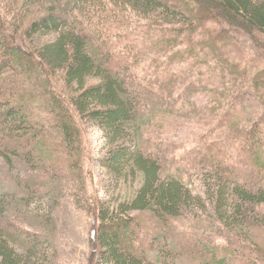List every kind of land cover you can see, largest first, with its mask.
<instances>
[{
    "label": "trees",
    "instance_id": "trees-1",
    "mask_svg": "<svg viewBox=\"0 0 264 264\" xmlns=\"http://www.w3.org/2000/svg\"><path fill=\"white\" fill-rule=\"evenodd\" d=\"M206 13L229 29L186 41L205 29ZM239 34L264 48V0H0V155L12 176L17 160L25 161L40 178L31 182L60 197L59 187L45 188L57 176L68 197L89 210V264H166L176 251L160 227L192 216L201 231L214 220L225 244L193 235L173 259L191 253L200 264H264V121L246 128L237 117L263 108L264 68L245 70L227 58L222 43ZM48 37L53 41H40ZM205 94L218 124L198 136L209 154L180 158L178 143L168 160L149 130L163 116L179 117L186 104L198 108ZM163 120L160 127L174 129ZM90 123L105 130L113 179L140 177L141 188L125 202L101 203L88 188L91 173L82 165ZM197 155L207 173L204 195L176 176L179 163ZM243 161L253 168L250 181ZM13 179L17 193L38 196L31 182ZM8 207L20 208L0 200V264H55L40 232L15 225ZM130 238L139 249L126 245Z\"/></svg>",
    "mask_w": 264,
    "mask_h": 264
},
{
    "label": "rangeland",
    "instance_id": "rangeland-1",
    "mask_svg": "<svg viewBox=\"0 0 264 264\" xmlns=\"http://www.w3.org/2000/svg\"><path fill=\"white\" fill-rule=\"evenodd\" d=\"M206 15L209 19L205 23V29L202 28L201 33L197 37L188 34L186 41L203 42L205 38L215 37L218 31L222 32L223 30L224 32V28L229 29L227 24L211 18L207 13ZM259 37L264 41L263 37ZM40 41L42 43L53 41V37L43 38ZM189 43L191 42H188L187 45ZM222 48L223 52L227 53V58H230L236 64H241L245 70L250 71L252 69L264 68V48L256 47L252 38L250 39L246 35L239 34V40H231L225 44L222 43ZM199 53L202 56L203 53L200 51ZM95 82L97 81H93V83ZM201 98L202 101L200 103L203 104L198 108L195 105L190 107L186 104L179 117L175 115L172 117H162L174 123L173 130L169 127H160L163 125L167 126V122L163 119L155 123V125H159L158 128L152 127L149 130L148 140H152L156 144V149L161 154H164L168 160L171 158V151L168 148L178 143L181 146H178L176 153L180 158L186 157L187 153L193 150H197L201 154H209L207 153V149H203L198 145V136L203 131L218 124H213L215 116L210 109H207L208 106L211 107V98L208 97V94L203 95ZM196 101H194V104H196ZM237 117L243 120L247 128L250 124L249 121H264V106L261 111L250 109L243 113L239 112ZM85 132L86 138L84 137V140L86 139L87 147L83 154L84 163L82 166L85 174L91 173L87 174L86 178L88 188L92 189V192L96 194L101 203L116 204L132 198L141 188L140 177L137 180L132 177L129 181L121 182L113 179V176L105 166V161L110 152L105 130L96 124L90 123L85 127ZM226 142L228 143V138H226ZM197 158L198 155L192 158L193 161L189 160L181 164L179 163L182 170L176 176L183 177L194 191L204 195L206 192L207 173L200 170V163L196 160ZM202 159L205 163V156H202ZM208 159L207 157V161ZM236 159L238 160L239 158ZM15 164L17 166H12V170L15 172H12V174H15L13 175L14 177L21 176V180H25L26 183L31 182V178L34 181L39 178L37 172L32 173L29 170L30 168L25 166V161L21 162L17 160ZM175 164H177L175 161L171 162L170 167L165 170L166 175L171 174V166ZM246 164L249 165V169L247 168V180L250 181V178H255V176H253L254 173L251 171L253 170L250 166L251 164L244 162L243 166H246ZM232 165L234 166L235 164ZM202 167L203 165L201 169ZM226 169L234 170V167L229 168L227 166ZM10 171L11 166L7 164L4 156L0 155V200L6 199L8 204L13 203L20 207L19 209H16V207H8V212L5 215H9L10 218L15 220V225L30 227L35 233L40 232L39 235L42 236V240L47 243L43 250L45 253L48 252L55 264H89L94 246L91 241L92 222L94 218L89 210L79 207L73 199L69 198L70 193L68 189L57 185L55 182L58 177L52 178L53 175L45 179V188L59 187L60 191H62L60 197H58L59 194L54 195L46 189H42L41 184L37 187L32 182L33 188L40 190L36 198L30 199L26 193H17L15 189L16 185L14 184V179ZM40 171L42 170L40 169ZM148 216H151V214H148ZM198 222L199 218H195L194 216L184 217L174 221L173 226H170L172 229L165 224L163 225L165 227H160V232L166 234V238L171 239L169 244H172L173 249L176 251L175 254L170 256V259H163L167 261L166 264L201 263L197 255L191 253L188 258L181 256L180 259H173V257H177L180 254L179 252L182 251H177L179 243L183 247L190 245L192 242L191 236L193 235L198 236L199 240H203V236L207 237L209 235L211 236V242L216 241L225 244V238L218 234L220 233V229L216 227L214 220H210L203 231H201L202 227ZM7 228L11 230L10 226H7ZM12 231L16 232L17 237H20L24 241L26 240V234L23 231ZM126 245L138 248L135 239L130 238L129 242H126ZM20 246L18 248L21 249ZM165 254L167 256L168 252L165 251Z\"/></svg>",
    "mask_w": 264,
    "mask_h": 264
}]
</instances>
